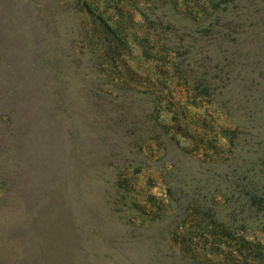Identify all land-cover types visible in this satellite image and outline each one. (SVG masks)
<instances>
[{
	"label": "rangeland",
	"instance_id": "obj_1",
	"mask_svg": "<svg viewBox=\"0 0 264 264\" xmlns=\"http://www.w3.org/2000/svg\"><path fill=\"white\" fill-rule=\"evenodd\" d=\"M34 1L87 56L24 162L0 264H264V0ZM97 16L125 43L112 63L90 54Z\"/></svg>",
	"mask_w": 264,
	"mask_h": 264
},
{
	"label": "trees",
	"instance_id": "obj_2",
	"mask_svg": "<svg viewBox=\"0 0 264 264\" xmlns=\"http://www.w3.org/2000/svg\"><path fill=\"white\" fill-rule=\"evenodd\" d=\"M73 6L76 13L93 17V8L99 7L86 0H75ZM66 16L62 7L48 2L0 0V208L12 207L4 220L0 217L4 224L22 203V181L28 176L24 162L34 160L36 144L44 140L41 129L48 132L55 117L61 120L68 80L63 69L87 56V51L79 52L70 41L65 46L60 43L58 31ZM89 41L99 49L90 51L93 59L104 64L115 59L109 52H118L125 45L101 16L94 19ZM45 135L47 139L48 133ZM10 227L17 231L16 225ZM236 245L241 253L256 249L245 241ZM18 264L38 262L31 257Z\"/></svg>",
	"mask_w": 264,
	"mask_h": 264
}]
</instances>
